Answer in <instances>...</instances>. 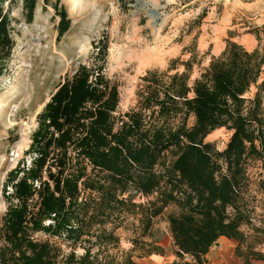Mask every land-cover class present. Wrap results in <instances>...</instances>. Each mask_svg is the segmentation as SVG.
Wrapping results in <instances>:
<instances>
[{
    "label": "trees",
    "instance_id": "trees-1",
    "mask_svg": "<svg viewBox=\"0 0 264 264\" xmlns=\"http://www.w3.org/2000/svg\"><path fill=\"white\" fill-rule=\"evenodd\" d=\"M10 1L0 0V76L14 47L12 19L3 6ZM22 4L31 23L36 0ZM56 12L59 40L70 19L63 9ZM182 65L184 71L173 74L148 71L141 106L124 113L116 128L111 117L114 90L102 101L105 89L87 83L84 66L64 82L39 115L35 142L46 141L38 145V156L31 167L7 174L5 184L15 203L1 217L0 264H133L115 261L104 248L118 243L115 231L126 214H141L147 231L168 205L177 209L166 220L179 259L205 264L220 237L245 241L240 227L251 218L245 201L248 163L260 161L264 169V51L227 41L192 86L191 63ZM86 101L102 103L82 112ZM83 115L92 120L80 135ZM189 116L194 118L191 126ZM220 128L230 132L222 149L205 141ZM51 144L60 151L49 163ZM66 144L77 156L70 169ZM138 194L155 198L135 203ZM38 232L58 239L69 251L49 239H35ZM159 249L149 252L159 254ZM249 257L264 260L259 252L250 251Z\"/></svg>",
    "mask_w": 264,
    "mask_h": 264
},
{
    "label": "rangeland",
    "instance_id": "rangeland-1",
    "mask_svg": "<svg viewBox=\"0 0 264 264\" xmlns=\"http://www.w3.org/2000/svg\"><path fill=\"white\" fill-rule=\"evenodd\" d=\"M22 1L3 4L12 19L14 47L0 76V225L9 204L15 203L10 198L12 188L5 184L7 174L17 167H31L38 156V145L46 141L35 142L39 115L64 82L72 80L79 67L87 69L88 84L105 89L102 101L113 90L116 92V105L111 111L116 128L124 113L141 106L143 77L148 71L182 72V63L188 61L191 63L188 84L192 86L227 41L247 50L264 51V0H36L31 23L26 21ZM61 9L68 15L70 27L58 40L56 11ZM100 102L86 101L82 112L96 109ZM91 120L92 117L83 115V129L77 128V133L85 135ZM193 120V116L188 117V126ZM48 131L58 137L52 127ZM229 136L226 129H215L205 141L222 149ZM54 145L49 147V163L60 151ZM65 151L71 159L70 169L76 152L69 144ZM166 157L170 160L171 153ZM52 170L55 172L57 166H52ZM86 172L91 173L89 165ZM248 174L245 201L251 218L250 224L240 227L246 239L238 242L220 237L206 254L205 264H264V260L249 257L250 251L264 254L262 163L249 161ZM42 177L47 178L44 171ZM154 198L155 194H138L133 201L146 204ZM176 211L175 206L168 205L147 231L140 221L141 214H126L121 227L115 231L118 243L104 249L119 262L193 263L190 257L179 259L174 254L166 216ZM33 237L49 239L60 244L65 252L69 251L58 239L41 232ZM155 246L160 248L159 254L149 252ZM82 251L76 248L78 254Z\"/></svg>",
    "mask_w": 264,
    "mask_h": 264
}]
</instances>
